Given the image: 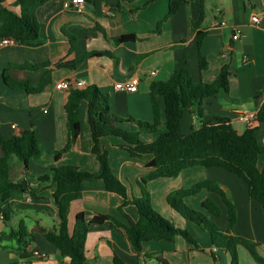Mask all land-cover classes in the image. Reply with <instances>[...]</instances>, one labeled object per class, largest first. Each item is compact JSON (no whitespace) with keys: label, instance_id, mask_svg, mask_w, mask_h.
<instances>
[{"label":"crops","instance_id":"1","mask_svg":"<svg viewBox=\"0 0 264 264\" xmlns=\"http://www.w3.org/2000/svg\"><path fill=\"white\" fill-rule=\"evenodd\" d=\"M201 1L186 0L178 13L166 20L168 0H136L134 3L97 0L83 5H77L73 0H50L37 10L40 31L36 41L31 44L13 41L2 45L0 39V137L10 139L32 129L42 151L40 159L30 161L29 169L14 160L12 180L15 183L29 181L36 187L39 176L60 165L76 166L95 175L83 183V196L72 203L69 215V229L73 231L76 215L86 213V264H113L115 255L127 264L158 263L155 259L141 257L122 228L113 227L110 221L96 223L94 220L97 215H110L124 225L129 224L120 212L122 197L108 192L104 181L98 177L100 164L92 153L86 102L80 105L81 132L76 143L58 161L53 159L54 154L68 143L65 106L69 91L57 89L58 83L84 80L87 86H96L108 96L115 115L152 121L150 86L153 82L166 81L175 70L185 69L196 82L211 83L227 65L231 73L229 97L236 101L229 102L224 94L205 99L203 117L199 121L211 123L216 117L229 118L234 129L242 134L256 117L251 114L257 115L264 109V0H205V17L200 27L205 37L199 50L198 30H192V24L199 17ZM144 4L145 7L135 9ZM2 7L20 12L17 0L0 4ZM254 15L258 16V23L252 21ZM160 23L162 31L157 33ZM235 34L237 39H234ZM125 35H135L136 40L120 43ZM87 54L103 55L86 59L74 70L55 67ZM201 55L208 62L203 71ZM42 63H49V66L38 71L22 67ZM46 70L50 72L51 80L39 94H28L10 86L11 82H26L31 87H38ZM133 79L139 80L137 92L116 90V83ZM157 100L161 120L165 121L164 97L159 96ZM197 122L192 111L186 110L181 120V133L189 134ZM120 126L128 131H140L147 142H154L168 130L166 125L155 133H148L133 123ZM256 136L264 146V121L258 123ZM102 143L108 150L113 173L129 188L130 195L140 197L142 191L138 180L153 170L149 164L154 156L130 157L120 148L122 140L117 137L104 138ZM258 168H264V156L259 157ZM204 180L215 181L234 207L232 233L260 244L258 251L264 257V207L250 197L249 183L244 177L221 165L193 166L176 178H157L148 182L154 209L157 208L160 215L175 226L187 228L198 241V248L177 236L174 243H145L142 255L162 254L169 264H216V260L218 264H230V252L216 249L209 233L207 236L198 225L187 223L167 201L172 192ZM56 190L55 185L49 186L36 200L21 189L11 193L4 205L11 210L9 220L0 215V264H71L70 259L62 256L43 236L45 231L57 228L60 222L54 201ZM208 200L218 206L220 215L208 212ZM185 201L193 209L209 213L211 220L222 229L228 228L229 209L219 194L204 189ZM123 211L134 221L139 217L135 205L124 207ZM22 229L33 236L27 257L17 251L14 239ZM34 249L45 252L48 258L33 257ZM238 255L240 264H258L242 246L238 247Z\"/></svg>","mask_w":264,"mask_h":264},{"label":"trees","instance_id":"2","mask_svg":"<svg viewBox=\"0 0 264 264\" xmlns=\"http://www.w3.org/2000/svg\"><path fill=\"white\" fill-rule=\"evenodd\" d=\"M9 0H0L3 4ZM50 0H17L20 12L2 7L0 8V39H11L22 44H31L39 38V22L37 10ZM97 0H85L94 3ZM134 3L136 0H121ZM155 0H150V2ZM169 12L166 20L176 15L180 6L186 0H168ZM204 2L201 1L199 17L192 24V30H198V48L201 50L205 37L200 30L205 17ZM146 4L135 9L145 7ZM162 31V23L158 25L157 33ZM135 35H125L120 43L135 41ZM103 54H87L84 57L69 63L56 64L58 69L74 70L78 64L93 56ZM49 63L37 65L24 64L22 67L30 70H42ZM208 62L204 56H200V68L206 70ZM47 70L44 72L40 85L31 87L26 82H11L10 86L15 89L25 90L28 94H39L50 83ZM230 68L224 66L215 81L211 83L196 82L194 77L185 69H177L166 81L153 82L150 86V97L153 104L154 118L152 121H140L132 116L120 117L111 111L109 98L96 86H87L84 89H71L65 106L68 127V143L66 147L54 154L53 159L58 161L62 155L68 153L76 143L80 132V105L87 104L88 124L92 134V153L100 164V174L110 193L122 197L123 204L120 212L129 221L124 225L110 215H97L96 223L110 221L115 228H122L134 249L144 259H155L158 264H169L162 254L142 255L145 243L151 241H166L174 243L177 236H182L188 244L198 248L197 241L188 229L175 226L170 220L160 215L152 207V198L148 189V182L157 178H176L183 170L193 166L221 165L240 176L244 177L250 187V197L257 200L264 207V168H258V159L264 156L262 146L256 136L258 123L264 121V109H261L255 119L250 122L244 133H238L231 124L229 118L216 117L211 123L199 121L203 117L202 105L205 99L224 94L229 102L236 100L229 97ZM6 82L7 79H6ZM164 97L165 121L161 120V111L157 98ZM191 110L198 119L189 134L181 133V120L186 110ZM122 123H133L140 129L155 133L163 125L168 130L158 136L154 142L144 141L140 131H128L122 128ZM107 137H117L122 140L120 148L126 151L132 158H142L144 155L154 156L149 167L153 170L138 180L141 187L142 197L130 195L129 188L113 173L108 150L102 140ZM0 146L3 156L0 157V215L8 221L11 210L4 205L11 197L14 190L21 189L32 199L40 198V193L49 186H56L54 201L58 208L59 225L57 228L45 231L44 238L56 247L62 256L70 259L71 264H86V239L88 226L86 213L76 215L73 231L69 229V215L72 203L83 196V183L94 174L80 170L76 166L60 165L51 168L46 174L38 177L39 184L34 187L29 181L15 183L12 180L13 163L30 168L31 160L42 157L38 139L35 132L22 131L18 136L10 139L0 137ZM204 189L219 194L229 209V226L222 229L207 215L188 206L185 199L198 194ZM168 204L187 220L198 225L202 230L210 234L213 246L218 250L231 252L234 264H238V247H244L258 264H264V257L258 251L260 244L254 243L244 237L232 233L235 222L234 207L227 199L224 191L212 180L199 181L189 187L172 192L167 198ZM135 205L139 217L132 220L123 211L124 207ZM208 212L220 215V209L211 200L207 201ZM17 242V251L22 257L30 255L28 245L33 241V236L25 230L14 237ZM113 264H127L117 255L113 258Z\"/></svg>","mask_w":264,"mask_h":264},{"label":"built area","instance_id":"3","mask_svg":"<svg viewBox=\"0 0 264 264\" xmlns=\"http://www.w3.org/2000/svg\"><path fill=\"white\" fill-rule=\"evenodd\" d=\"M73 2L77 5H83L85 3V0H73ZM252 21L254 23H258L259 22V18L258 16L254 15L252 17ZM238 35L235 34L234 39H237ZM14 40L11 39H1V43L2 45H8L10 43H13ZM155 74V72H153ZM138 86H139V80L138 79H133L131 81L128 82H118L115 84V88L116 90L119 91H123V92H127V93H135L138 91ZM57 89L59 90H64V91H70L71 89H84L87 87V83L86 81H77V82H72L70 80H64L61 81L60 83L57 84ZM251 116H256L255 114H251ZM14 129H16V125L12 126ZM32 256L40 259V260H44L47 259L48 256L45 252L38 250V249H34L32 251ZM22 264H29V262H23Z\"/></svg>","mask_w":264,"mask_h":264},{"label":"rangeland","instance_id":"4","mask_svg":"<svg viewBox=\"0 0 264 264\" xmlns=\"http://www.w3.org/2000/svg\"><path fill=\"white\" fill-rule=\"evenodd\" d=\"M140 187V186H139ZM141 188V187H140ZM149 189V188H148ZM140 197H142V193H141V196ZM151 198H152V195H151ZM186 202V204L188 205V203H187V201H185ZM189 206V205H188ZM152 207L154 208V206H153V201H152ZM154 210H156L159 214H160V212H159V210L157 209V208H155ZM179 214V213H178ZM203 214H205V215H207V217L211 220V218H210V216H209V213H203ZM162 215V214H161ZM180 215V214H179ZM178 215V216H179ZM163 216V215H162ZM182 216V215H181ZM163 217H165V216H163ZM183 217V216H182ZM166 218V217H165ZM184 218V217H183ZM166 219H168V218H166ZM185 219V221L187 222V223H191V224H194L193 222H191V221H189V220H187L186 218H184ZM185 229H187V228H185ZM206 233V232H205ZM207 234V236H209L208 235V233H206ZM197 243H198V241H197ZM202 247V246H201ZM198 251H200V250H198ZM216 264H218V261L216 260ZM230 264H234V260H233V256H232V254H231V252H230ZM238 264H240V259H239V261H238Z\"/></svg>","mask_w":264,"mask_h":264}]
</instances>
